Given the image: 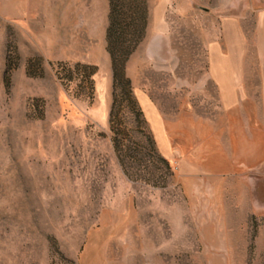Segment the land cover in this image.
Returning a JSON list of instances; mask_svg holds the SVG:
<instances>
[{
    "label": "rangeland",
    "instance_id": "rangeland-1",
    "mask_svg": "<svg viewBox=\"0 0 264 264\" xmlns=\"http://www.w3.org/2000/svg\"><path fill=\"white\" fill-rule=\"evenodd\" d=\"M135 2L132 98L110 0H4L0 264H264V0ZM215 48L243 55L239 107L209 75Z\"/></svg>",
    "mask_w": 264,
    "mask_h": 264
},
{
    "label": "trees",
    "instance_id": "trees-1",
    "mask_svg": "<svg viewBox=\"0 0 264 264\" xmlns=\"http://www.w3.org/2000/svg\"><path fill=\"white\" fill-rule=\"evenodd\" d=\"M135 0H110L109 25L107 30L108 49L111 54L114 69V78L116 83L120 82L126 92L133 98V89L130 78L126 74V62L132 53L131 48L135 41L140 40L144 35V29L147 25V7L144 5L137 6ZM130 31H133L132 38L126 40ZM139 36V37H138ZM123 40V41H121ZM131 42L129 48L119 49L121 43ZM127 46V47H128ZM131 46V47H130ZM135 47V46H134ZM86 69H92L88 65L82 66ZM95 70L88 72L84 79L91 83V77ZM113 112L110 116V123L113 122Z\"/></svg>",
    "mask_w": 264,
    "mask_h": 264
},
{
    "label": "crops",
    "instance_id": "crops-1",
    "mask_svg": "<svg viewBox=\"0 0 264 264\" xmlns=\"http://www.w3.org/2000/svg\"><path fill=\"white\" fill-rule=\"evenodd\" d=\"M4 20V0H0V21ZM242 56L243 55H241L240 58L236 56L235 60L233 56H230L229 49H210L209 75L214 80L220 94V99L222 102L226 103V107L229 106V103H232V108L239 107L240 103L243 102V96H248L245 92H242L241 89V87L244 86V65ZM260 69L264 70V66L261 67V64ZM262 82L264 86V78H262ZM262 100L264 102V95L262 96ZM156 133H158V141L161 142L160 148L162 153L166 157L173 158L176 152L182 153L181 149H176V147L174 148V146L170 145L171 142L169 138L165 136L166 132L163 129ZM199 149L200 148L195 147L194 152L198 154Z\"/></svg>",
    "mask_w": 264,
    "mask_h": 264
}]
</instances>
